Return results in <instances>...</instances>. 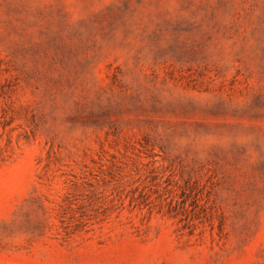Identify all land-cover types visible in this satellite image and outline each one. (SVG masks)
<instances>
[{
    "label": "rangeland",
    "instance_id": "obj_1",
    "mask_svg": "<svg viewBox=\"0 0 264 264\" xmlns=\"http://www.w3.org/2000/svg\"><path fill=\"white\" fill-rule=\"evenodd\" d=\"M2 122L0 264H264V0H0ZM111 156L203 208L58 234L65 177Z\"/></svg>",
    "mask_w": 264,
    "mask_h": 264
},
{
    "label": "trees",
    "instance_id": "obj_2",
    "mask_svg": "<svg viewBox=\"0 0 264 264\" xmlns=\"http://www.w3.org/2000/svg\"><path fill=\"white\" fill-rule=\"evenodd\" d=\"M0 126L4 129L8 123L2 122ZM7 140L9 143L10 136ZM5 153L7 145L0 146V160L7 157ZM126 159L130 161L129 157ZM95 163L96 168L83 165L79 176L65 177L66 192L42 212L47 219L59 220L62 230L56 228L58 234L87 233L92 230L91 225L103 222L107 216L115 213L117 218L125 200L131 209H143L154 201L157 213L168 218L187 212L198 215V210L203 208L201 195L206 185L189 174L184 178L183 170H177L173 164L153 167V164L138 162L134 168H129L128 162L112 156L99 158Z\"/></svg>",
    "mask_w": 264,
    "mask_h": 264
}]
</instances>
